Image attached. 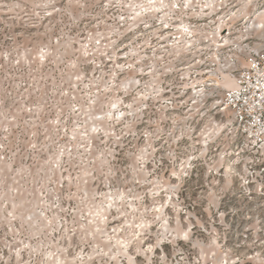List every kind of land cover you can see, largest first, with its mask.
<instances>
[{
	"label": "rangeland",
	"instance_id": "rangeland-1",
	"mask_svg": "<svg viewBox=\"0 0 264 264\" xmlns=\"http://www.w3.org/2000/svg\"><path fill=\"white\" fill-rule=\"evenodd\" d=\"M206 1L0 0V264H264V162L205 67L264 0Z\"/></svg>",
	"mask_w": 264,
	"mask_h": 264
},
{
	"label": "built area",
	"instance_id": "built-area-1",
	"mask_svg": "<svg viewBox=\"0 0 264 264\" xmlns=\"http://www.w3.org/2000/svg\"><path fill=\"white\" fill-rule=\"evenodd\" d=\"M206 3L219 5L221 1L207 0ZM228 33L224 31L225 35ZM224 45L214 46L213 51L216 53ZM227 56L222 64L217 59L205 66L212 76L209 85L218 90L216 104L222 110L231 111L236 132L250 151L264 162V44H238ZM225 78L232 82L231 88L223 85Z\"/></svg>",
	"mask_w": 264,
	"mask_h": 264
}]
</instances>
